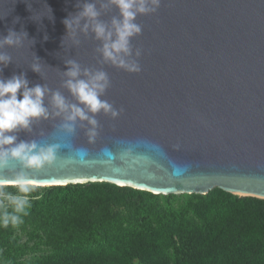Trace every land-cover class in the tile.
<instances>
[{"label":"water","instance_id":"water-1","mask_svg":"<svg viewBox=\"0 0 264 264\" xmlns=\"http://www.w3.org/2000/svg\"><path fill=\"white\" fill-rule=\"evenodd\" d=\"M84 2L96 3L106 24L119 18L115 6L101 7L107 0H0V39L9 29L28 34L22 47L0 48L12 58L0 79L23 73L29 87L47 85L75 104L63 86L65 62L74 59L108 74L100 98L123 111L116 119L89 113L98 122L93 143L87 121L69 134L63 115L34 120L12 134L60 145L56 160L39 170L10 161L0 177L22 172L36 186L109 183L154 195L218 188L264 199V0H161L156 13L136 18L139 73L103 62L92 33L79 34L78 46L66 41L62 21ZM37 59L41 73L31 68ZM44 104L54 111L51 92Z\"/></svg>","mask_w":264,"mask_h":264},{"label":"trees","instance_id":"trees-1","mask_svg":"<svg viewBox=\"0 0 264 264\" xmlns=\"http://www.w3.org/2000/svg\"><path fill=\"white\" fill-rule=\"evenodd\" d=\"M35 197L20 223L0 224V264H264V199L109 183L50 186ZM11 211L0 207V216ZM18 228L29 229L25 240Z\"/></svg>","mask_w":264,"mask_h":264},{"label":"clouds","instance_id":"clouds-1","mask_svg":"<svg viewBox=\"0 0 264 264\" xmlns=\"http://www.w3.org/2000/svg\"><path fill=\"white\" fill-rule=\"evenodd\" d=\"M110 5L119 10V18L113 17L109 25L99 19L101 13L96 3L78 4L79 11L62 21L66 29V41L78 46L81 43L79 34L87 37L92 33L94 39L102 41V46L96 51L101 54L103 62L128 73H139L141 66L138 58L142 50H134L131 43L142 32L136 18L138 15L156 13L161 6V0H107L101 7L107 8ZM48 9L51 11L50 7ZM27 35L25 31L9 29L7 35L0 39V48L22 47ZM11 59L7 53L0 51V65L6 67ZM65 63L67 70L63 75L67 79L63 86L75 97L78 102L75 104H69L59 91H51L47 85L29 87L23 73L9 79H0V169L6 168L10 161H17L26 169L39 170L56 160L60 145H41L35 141L17 142V136L12 134L18 130H29L34 120L63 115L65 123L62 127L69 134L74 131L77 120L87 121L91 127L86 135L88 142L93 143L98 135V122L89 113L103 112L116 119L123 111L115 109L112 104L100 98L110 86V79L105 71L82 69L74 59H68ZM31 68L34 72H42L38 59L32 63ZM82 76L85 78H81ZM50 92L54 109L51 113L44 104V98ZM9 185L16 187L18 193L0 192L12 208L11 213L5 212L0 216V224L4 227L9 224L17 225L21 222V217L27 215L31 206L28 194L35 188L34 182L22 172L16 173L10 181L0 177V189Z\"/></svg>","mask_w":264,"mask_h":264},{"label":"rangeland","instance_id":"rangeland-1","mask_svg":"<svg viewBox=\"0 0 264 264\" xmlns=\"http://www.w3.org/2000/svg\"><path fill=\"white\" fill-rule=\"evenodd\" d=\"M89 184V183H87ZM96 184V183H95ZM45 187H42V186H36L35 185V188L34 190L28 194V198H29V201L32 202V200L38 198V197H35V195L37 193H43V190H44ZM0 192H3V193H11V194H17L18 193V190L16 187L14 186H7V187H4L3 189H0ZM163 199V198H161ZM9 203L8 201L2 196L0 195V207L1 208H4L6 206H8ZM29 229H23V228H18L15 232V234L19 235L20 237H22L23 240L26 239V237H28V235L26 233H28Z\"/></svg>","mask_w":264,"mask_h":264},{"label":"bare ground","instance_id":"bare-ground-1","mask_svg":"<svg viewBox=\"0 0 264 264\" xmlns=\"http://www.w3.org/2000/svg\"><path fill=\"white\" fill-rule=\"evenodd\" d=\"M37 185V184H36Z\"/></svg>","mask_w":264,"mask_h":264}]
</instances>
